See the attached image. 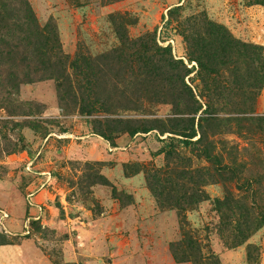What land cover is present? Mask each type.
<instances>
[{
  "label": "rangeland",
  "instance_id": "obj_1",
  "mask_svg": "<svg viewBox=\"0 0 264 264\" xmlns=\"http://www.w3.org/2000/svg\"><path fill=\"white\" fill-rule=\"evenodd\" d=\"M262 49L264 0H0V264H264Z\"/></svg>",
  "mask_w": 264,
  "mask_h": 264
},
{
  "label": "trees",
  "instance_id": "obj_2",
  "mask_svg": "<svg viewBox=\"0 0 264 264\" xmlns=\"http://www.w3.org/2000/svg\"><path fill=\"white\" fill-rule=\"evenodd\" d=\"M218 44H221V43L218 41ZM244 47H246V46H244ZM247 47L252 48L250 46H247ZM228 49H229V51H228L227 55H231L234 52L231 43L228 44ZM238 49L239 48H237V50ZM262 51H263V54L258 56L255 59L253 58L254 55L251 51L245 53V56H246L245 59H248L249 61L250 60L251 61L258 60V62L261 64L260 72H257L256 70H251L250 72H248V74L246 76H241L240 74L237 76L239 78L237 79L238 82H237L236 88L239 91L241 90L242 92H247L246 91L247 89H244V87H246L248 85L247 88L251 91V93H249L248 102L251 101V97L255 98L254 96L256 93H253V92L258 91L264 85V49H262ZM202 58H206L207 60H210V62L215 63V64H216V62L219 61L218 55L216 52H211L208 55H205L204 57H200L198 60L196 59L199 62L200 66H203ZM219 63H220V61H219ZM259 77L261 78V80H259ZM236 107H237V105H236ZM238 107L243 109L241 112H238L239 114L254 113V117H256V118L253 120H255V122L257 123V126H260L264 122V116L256 115L253 110L249 111L246 103L239 104ZM208 109H209V111H208ZM206 111H207L206 114H208L209 116L208 117H204V116L201 117V119H200V125L201 126H202V123H204V122H208L210 120H216V117H213L214 113L210 107H207ZM256 123H254V124H256ZM138 132H140L138 129L132 130L131 134L135 135ZM144 132H150V130L145 129ZM195 137H196V132H194L193 135L189 136L188 138L190 140H192ZM195 142L197 144L203 143L204 142V134L201 135V137ZM243 186L248 188L245 185H243ZM227 202H228L227 199L223 200V201H221V200L217 201V203L219 204V206L221 208L224 207L225 209L231 210L233 208L232 207L233 202H230V203H227ZM262 209H263V207H262ZM263 214L264 213H261L258 216L257 219L260 220V224H258L256 226L255 230L260 228L261 224L264 225V215ZM234 217H235L234 215L233 216H224V215L222 216L221 215V219L226 220L227 222L229 220H232V221H230L231 223H227V227H232V224L235 225V227H236L235 230L237 229L236 231H238V235L236 234V237L240 238V236H242V239H238V242H240L238 244H242L246 240V238L253 232V230H252L253 228H252L251 224L248 223V220H247V218H245V215L240 213L237 218H234ZM184 224H185L184 222H182V224H181L183 240L185 241V243H188L191 248L198 246V242L189 234L190 231L185 229ZM238 244H236V245H238Z\"/></svg>",
  "mask_w": 264,
  "mask_h": 264
},
{
  "label": "crops",
  "instance_id": "obj_3",
  "mask_svg": "<svg viewBox=\"0 0 264 264\" xmlns=\"http://www.w3.org/2000/svg\"><path fill=\"white\" fill-rule=\"evenodd\" d=\"M1 216V215H0Z\"/></svg>",
  "mask_w": 264,
  "mask_h": 264
}]
</instances>
